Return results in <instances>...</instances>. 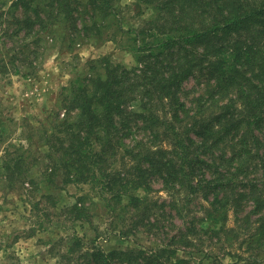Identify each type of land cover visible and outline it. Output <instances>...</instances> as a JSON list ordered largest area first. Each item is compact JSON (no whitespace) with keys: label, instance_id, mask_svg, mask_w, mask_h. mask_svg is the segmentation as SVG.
I'll use <instances>...</instances> for the list:
<instances>
[{"label":"trees","instance_id":"trees-1","mask_svg":"<svg viewBox=\"0 0 264 264\" xmlns=\"http://www.w3.org/2000/svg\"><path fill=\"white\" fill-rule=\"evenodd\" d=\"M143 5L157 15L130 37L137 65L92 61L89 74L72 80L64 116L55 112L37 130L43 156L21 144L0 175L36 184L62 174L65 185L89 187L68 207L75 219L94 217L95 194L120 235L140 226L162 235L153 246L108 253L84 251L75 236L62 257L82 254L69 264L190 262L174 258L180 251L201 252L207 263L222 259L225 242L251 252H225L234 264H264V0H139L141 16ZM120 10L119 0H0V40L8 21L24 48L8 59L1 53L3 74L11 64L20 72L22 53L40 59L56 22L87 40L122 28ZM39 161L41 175H33ZM161 191L171 198L155 199Z\"/></svg>","mask_w":264,"mask_h":264},{"label":"rangeland","instance_id":"rangeland-1","mask_svg":"<svg viewBox=\"0 0 264 264\" xmlns=\"http://www.w3.org/2000/svg\"><path fill=\"white\" fill-rule=\"evenodd\" d=\"M138 1L119 0L120 12L124 16L122 28L115 25L113 29L108 28L104 33L84 40L77 36L76 31L71 32L73 28L70 24L56 22L51 25L52 28L49 27L54 37L43 36L46 51L40 59L22 53L21 63L18 60L19 73H15L18 69L11 62L9 74H3L0 67V124L3 131L0 137V173L4 172V164L22 152L21 144L30 145L35 155L43 156L45 146L38 141L37 130L48 125L55 112L60 111L64 116L65 99L71 94L72 80L89 74L92 61L109 57L114 63L127 68L137 65L130 37L134 36L135 28L143 20L154 19L157 15L155 8L145 5L142 7L143 15H139ZM3 25L9 33L0 40V57L1 53H5L8 59L20 49L23 52V41L19 38L18 42H14L13 36L9 35L13 33L14 25H9L8 21ZM71 34L77 37L70 38ZM194 84L195 81L190 79L187 86ZM132 107L139 110L140 103L134 101ZM32 131L34 143L31 144L28 136L33 134ZM14 143L17 148L13 147ZM39 162L31 164L33 175H41L43 161ZM45 179L44 176L40 177L36 184L28 181L11 184L0 175V264H69L82 254L77 248L69 258L62 257V253L70 249V241L75 236H81L84 251L101 247L106 253L127 250L129 247H150L156 239H161L158 230L145 226L138 227L139 231L131 233L130 237L120 235L119 227L114 228L110 224L113 219L109 217L104 201L95 194L94 217L90 220L82 217L75 219V214L68 207L88 192L89 187L85 184L65 185L62 174L52 176L50 181ZM160 187L156 183L155 188ZM153 197L160 200L171 198L164 191L153 193ZM233 220H230L231 224ZM243 246L240 250L236 249L239 248L238 244L232 247L231 243L225 242L224 249L217 252L224 255L229 250L241 251L244 257L249 256L251 252L246 251L247 245ZM189 254L180 251L174 258L181 256L190 260L183 264H234L236 260V257L221 255L222 259H204L207 263H203L201 252L192 254V258ZM235 264H244V260L239 259Z\"/></svg>","mask_w":264,"mask_h":264}]
</instances>
